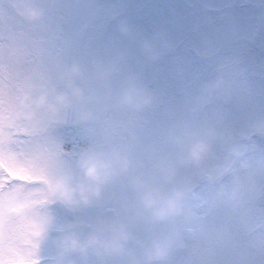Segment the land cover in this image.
I'll return each mask as SVG.
<instances>
[{
    "label": "clouds",
    "instance_id": "1",
    "mask_svg": "<svg viewBox=\"0 0 264 264\" xmlns=\"http://www.w3.org/2000/svg\"><path fill=\"white\" fill-rule=\"evenodd\" d=\"M14 6L29 21L46 15L36 0H15ZM118 27L129 31L123 20ZM142 47L154 61L166 42H145ZM9 55L17 64L28 61L19 47ZM121 65L73 62L55 75L35 69L17 78L0 64V86L10 83L17 93L11 106L0 109V143L12 146L20 135L46 133L69 116L83 124L100 120L102 112H145L154 103L153 93L138 73H123ZM117 77L119 87L114 88ZM231 89L224 75L203 84L185 114L143 150L128 126L131 138L123 143L89 144L67 158L59 149L31 156L26 169L40 179L11 186L6 182L0 190V264H41L42 246L49 242L55 250L49 264H164L174 240L158 233L157 226L191 213L197 181L230 176L234 187L229 199L238 202V193L254 178L244 157L257 138H264V116L245 122L236 139L222 111ZM213 105L215 114L201 118ZM218 144L225 145L226 152L213 178L206 176V164ZM41 156L43 165L36 162ZM4 160L14 163L8 156ZM12 190L14 205L9 202ZM92 208L103 211L89 220L82 213ZM57 209L71 218L60 222Z\"/></svg>",
    "mask_w": 264,
    "mask_h": 264
},
{
    "label": "rangeland",
    "instance_id": "2",
    "mask_svg": "<svg viewBox=\"0 0 264 264\" xmlns=\"http://www.w3.org/2000/svg\"><path fill=\"white\" fill-rule=\"evenodd\" d=\"M57 1L58 0H36L39 4L44 3V8H48V14L43 17V23L47 24L46 27H52L53 29L65 33L67 29L64 25L63 17L57 15L59 12L56 6ZM139 1L141 3L145 2V0ZM158 1L159 0H157V2ZM244 1L250 6L264 3V0H195V4L191 2V5L188 4L195 9V14L191 16L190 19L187 17L189 11H182L177 5H173L169 11L165 7H162L161 11L164 14L167 15L169 13L165 22L174 20V25H163L162 23L151 24L154 22L160 23L161 18L157 10L155 13L153 12L150 18H146L147 22H149L148 24H151L146 26V28L150 29L146 31L149 35L142 38L145 39V42L158 43L160 40H163L159 31H157L160 30L166 42V47L163 50H180L174 51L168 58L171 60L164 63L163 56H160L154 61L149 60L144 53L142 45L135 42L137 40L135 38V33L131 32L130 29L128 32H121L119 30L118 24L122 19L119 11L126 5L125 8H128L132 2L136 3V0H89V20L87 22L104 26L106 24L108 32L112 36H119L121 34L119 38L110 37L114 42L123 41L121 44L122 46L127 48H140L139 50L131 51L128 56V61L124 60L125 57H123V59L120 57V60L123 62V71L129 69V72L138 73L145 86L153 93L154 102L159 101L156 106L162 102L168 104L166 109L171 112L174 122L185 114L188 102L199 93L196 86L193 88L186 80L181 81V84L188 86V90L184 95L180 94V89L173 91V86L175 85L173 78L171 80L172 84H169L172 88L169 85H163L161 82L167 80L172 71L178 70H180L178 76L183 80L187 76L186 73L182 74V70H186L185 65L189 63V66H193L191 57H189L191 54L186 53V49L190 51L191 46H185V38H189L188 34L190 32H192V36H194L195 29L200 30L205 24L211 23L212 12L209 10L206 11V7L220 10L221 8H227L225 7L227 4L238 6L240 3H243L246 7L247 4H245ZM155 3L156 2H153V4ZM5 5H7V2ZM57 5L58 7H62L60 1ZM232 9L229 8V11ZM241 10L243 9L239 8L233 11L239 13ZM248 10L249 13L243 15L242 19L238 17L236 21L242 23L246 33L249 34L253 29L255 30V24H253V17L250 16L254 13L251 12L250 9ZM142 13L143 12H141V14ZM228 14L229 13L224 12L221 16L226 19ZM197 16L200 17L195 20ZM172 17L175 18L171 19ZM250 18L251 21L248 22ZM143 20H137L136 23L146 24ZM233 20L232 17L231 21ZM123 21L127 24L129 23L128 18L125 16ZM236 21H233V23ZM227 22V25H230L228 20ZM31 23L35 25V31L39 30L41 36L40 39H37L39 43L38 46L41 45L39 48L41 49L42 45L43 47L45 46V51L48 53V47L51 44L50 39H48L50 35L39 29V21L38 24L36 22ZM220 24H224V22ZM27 25L28 23L22 19L18 21L12 20L11 23L5 22L0 14V33H3L5 29L8 30L15 47H19L20 44V31H28V26L30 27V25ZM88 26L92 29L98 27L93 25ZM232 30L239 31L234 24H231L224 30L225 37L230 36ZM135 31L143 33V26L140 25ZM23 36L25 37L26 35ZM211 38H213V36H209L206 39L208 40L207 42L204 41L203 38L202 41L196 37L194 40L195 52H192V54L194 56L198 54L197 60L195 59V64H197L198 67L202 66L204 68L208 66L204 70L221 68L220 66L226 65L233 56V51L230 53H224L223 51V53L212 57V54L217 52L216 49H219V46H223L221 47L223 50L229 47V39H225L221 33L218 34L216 39L223 41L218 42L217 47L216 43H209ZM176 39H178V42L173 44L172 42ZM249 39H251V37H249ZM28 43L29 42L25 40L22 46L26 47ZM256 43L260 46V50L262 48L264 49V36ZM261 45L263 47H261ZM7 46L11 47L12 43L8 42ZM56 49L58 48H54V50ZM182 50H184V52ZM4 51L5 49L0 46V61L6 56L3 53ZM134 54L136 55L134 56ZM201 55H203V57ZM131 56H134V63L130 60L132 59ZM200 58L202 59L200 60ZM209 58L210 61H214L210 63ZM247 58L253 71H251L250 68L248 69L246 65L231 69V100L222 105L226 125L233 131L236 139H238L237 134L240 127L245 122L250 119L264 116V51L259 52L253 49L247 55ZM6 62L12 64L10 55L6 59ZM16 65V61L13 60V68H15ZM25 67H28V64H25ZM253 72L259 73V76ZM195 73L202 72L197 70L192 71V74ZM166 82L168 83V81ZM152 83H154L153 87ZM163 88L165 90L164 94L168 96L163 94ZM158 89H160V91H158ZM14 91L15 90H12V94H14ZM148 110H150V108ZM216 110L217 106H209L204 109L200 117H211L215 114ZM126 118L125 121L130 125L135 140L138 139L140 141L139 145H141L143 149L155 141L148 139L145 134V128L140 126L141 121L137 120L133 114L131 116H126ZM119 127L120 123L115 125L101 138L102 145L105 142L117 144L125 142L123 139H118L119 137L114 134L120 132ZM79 129L74 126H72V128L59 126L57 128H50L46 133L20 135L16 138L12 146H2L0 150V160H3L5 156L11 158L8 155L9 152L18 159L26 158L29 162H32L30 157L36 154L55 152L57 149L62 151V146L67 138L77 134ZM60 131L62 134H59ZM136 135L138 137H136ZM225 152L226 146L218 144L213 157L210 158L206 164V176L213 178L218 176L216 165L223 159ZM244 159L247 160L250 166L249 170L253 173L254 178L252 182L246 186V190L241 189L238 193V202L229 199L231 188L234 187V185H231L232 178L230 176L214 179L213 181L207 179L199 180L193 187V195L190 201L192 207L191 213L178 218L174 222L157 226L158 233L169 236L174 240L173 248L164 264H206L205 261H208L214 256V264H224L220 259V246H223L231 238L234 239L237 232L238 239L243 241L247 240V243H249V250L243 251L242 248L237 249L236 264H264V138L256 139L255 147L246 151ZM36 162L43 165L45 158L41 156ZM14 175L30 182L40 179L38 174H33L26 168L17 170ZM4 181L3 174L0 173V182H2L3 187L6 183V181L5 183ZM222 185L225 187H222ZM13 192L14 190L9 193V199L15 195ZM102 211L103 209L100 208H92L86 210L82 215L91 220ZM57 215L60 222L71 218L70 214L61 209H57ZM184 231H188L187 236L183 234ZM140 238H144L142 233L140 234ZM208 251L211 252L208 253ZM54 254L55 250L50 242L42 246L40 253L41 258H52ZM110 264H123V262L120 260H113Z\"/></svg>",
    "mask_w": 264,
    "mask_h": 264
},
{
    "label": "snow or ice",
    "instance_id": "3",
    "mask_svg": "<svg viewBox=\"0 0 264 264\" xmlns=\"http://www.w3.org/2000/svg\"><path fill=\"white\" fill-rule=\"evenodd\" d=\"M10 95V90H9ZM5 102V93L2 90V86H0V109L3 108V104ZM11 157V160L14 161L13 164L6 163L5 160H0V173L3 174V178L5 181L11 186L12 184H15L17 181H27L25 179H21L20 177H17L14 175V173L17 170L26 168V165L29 163V161L24 159H18L14 155H12L10 152L8 154Z\"/></svg>",
    "mask_w": 264,
    "mask_h": 264
},
{
    "label": "water",
    "instance_id": "4",
    "mask_svg": "<svg viewBox=\"0 0 264 264\" xmlns=\"http://www.w3.org/2000/svg\"><path fill=\"white\" fill-rule=\"evenodd\" d=\"M264 15V8L261 9V17Z\"/></svg>",
    "mask_w": 264,
    "mask_h": 264
}]
</instances>
